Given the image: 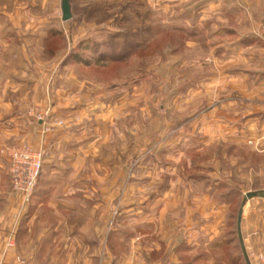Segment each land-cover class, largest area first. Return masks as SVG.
Here are the masks:
<instances>
[{"label": "rangeland", "instance_id": "374dc122", "mask_svg": "<svg viewBox=\"0 0 264 264\" xmlns=\"http://www.w3.org/2000/svg\"><path fill=\"white\" fill-rule=\"evenodd\" d=\"M69 2L64 21L61 0H0V96L18 98L24 133L0 146L44 149L27 206L10 184L19 240L59 232L54 259L25 264H167L176 248L186 263L189 243L196 263L245 264L238 212L264 180V0Z\"/></svg>", "mask_w": 264, "mask_h": 264}, {"label": "crops", "instance_id": "0c3cea01", "mask_svg": "<svg viewBox=\"0 0 264 264\" xmlns=\"http://www.w3.org/2000/svg\"><path fill=\"white\" fill-rule=\"evenodd\" d=\"M20 86L21 85L18 83L17 86L14 85L9 90L16 92L18 88L21 89ZM2 90L6 91L7 88L4 87ZM16 99L18 98L8 99L2 95L0 96L1 145L18 142L22 139L24 134L22 118L18 114L16 115V109L20 108V106H17ZM252 124V143L255 153L257 155L259 154L260 156H264V101H258L255 104ZM57 144L58 138L55 137L51 143L50 152H54L56 150L55 147ZM57 169V167H54L51 170L52 172H55ZM60 170L64 171L65 168ZM255 175L256 177L263 175L264 179V169L262 170V166H260L259 171L255 169ZM256 189L262 193L254 197L252 201H248L244 207L241 218V231L244 245L248 252L250 250L252 253L256 252L264 255V180L263 183L260 181L259 186ZM14 215L15 209L12 206V198L10 197L8 163L4 157H0V260H2L4 264H19L16 260L17 257L23 259L24 261H29V259H38L41 262H43V260L49 261L54 259L51 257L53 254V240L58 236L59 232L56 231V229H50L49 226L48 228L45 227V229L37 233L40 246H38V248L37 245L33 246L32 248H30L31 246L26 248L25 245H22L21 241L19 240L22 236L21 227L24 220L20 217L16 220ZM37 218L39 217L37 216ZM42 219L43 218H39V222H41ZM11 232H14V239H16L14 240V245L8 247L7 244ZM188 246L189 247H186V249H189V253L185 254L187 256H191L192 259H196V255H193V257L191 255L192 250L195 248L190 245V243ZM174 257L175 262H170L167 264H198L196 262H181L180 259L182 257L180 255V249L178 250L177 248L174 252ZM53 261L55 262V260ZM205 264L210 263L206 262Z\"/></svg>", "mask_w": 264, "mask_h": 264}, {"label": "built area", "instance_id": "2783aa9c", "mask_svg": "<svg viewBox=\"0 0 264 264\" xmlns=\"http://www.w3.org/2000/svg\"><path fill=\"white\" fill-rule=\"evenodd\" d=\"M38 120H44L50 113H36ZM47 130V127H45ZM0 157H4L8 163V176L12 191L20 199L22 206H27L32 198L37 180L42 170L44 161V149L42 146H34L30 143L22 142L0 146ZM14 245V232L8 240V247ZM258 264H264V255H258ZM19 264H25L24 260L17 257ZM0 264H4L0 260Z\"/></svg>", "mask_w": 264, "mask_h": 264}, {"label": "water", "instance_id": "95a60500", "mask_svg": "<svg viewBox=\"0 0 264 264\" xmlns=\"http://www.w3.org/2000/svg\"><path fill=\"white\" fill-rule=\"evenodd\" d=\"M61 11H62V20L66 21V20H69L71 18L72 14H71V10H70L69 0H61ZM258 194H260V193L259 192H250L247 194V198L254 197ZM244 204H245V202H243L241 207L239 208L238 217H237V231H238V236H239L240 245H241V249L243 252L244 260H245L246 264H251V262L248 258L247 252H246L245 245H244L243 240H242V236H241V218H242Z\"/></svg>", "mask_w": 264, "mask_h": 264}, {"label": "trees", "instance_id": "16d2710c", "mask_svg": "<svg viewBox=\"0 0 264 264\" xmlns=\"http://www.w3.org/2000/svg\"><path fill=\"white\" fill-rule=\"evenodd\" d=\"M54 33V35H58L60 32L59 31H54L53 32ZM92 44L91 46L94 48V49H98V48H100L101 47V44H99V42H93V41H91V40H87L86 42H81V44L79 45V50H83V49H87V48H89V44ZM101 51L98 53L99 54V58H102V55H104V50L105 49H100ZM78 53H76L75 55H73L72 56V59L75 61H81L82 59H81V54H80V52L79 51H77ZM85 62V61H84ZM41 175V174H40ZM40 177V176H39ZM257 192H259V193H262L261 191H257ZM264 194V193H263ZM240 247H241V245H240ZM241 252H242V249H241ZM241 256V253H239V255H238V257H240ZM242 256H243V252H242ZM196 258H197V255L195 256ZM243 259H244V256H243ZM194 261H192V262H195V259H193ZM233 261V260H232ZM245 261V260H244ZM198 264H200V263H198ZM231 264H236L235 263V261L234 262H231ZM245 264H246V262H245Z\"/></svg>", "mask_w": 264, "mask_h": 264}]
</instances>
